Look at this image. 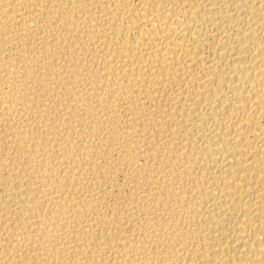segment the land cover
<instances>
[{
  "label": "bare ground",
  "instance_id": "bare-ground-1",
  "mask_svg": "<svg viewBox=\"0 0 264 264\" xmlns=\"http://www.w3.org/2000/svg\"><path fill=\"white\" fill-rule=\"evenodd\" d=\"M0 264H264V0H0Z\"/></svg>",
  "mask_w": 264,
  "mask_h": 264
}]
</instances>
